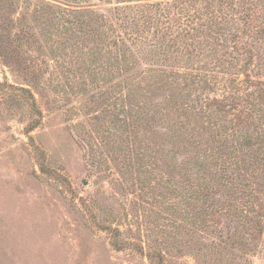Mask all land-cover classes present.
Masks as SVG:
<instances>
[{
  "label": "rangeland",
  "instance_id": "obj_1",
  "mask_svg": "<svg viewBox=\"0 0 264 264\" xmlns=\"http://www.w3.org/2000/svg\"><path fill=\"white\" fill-rule=\"evenodd\" d=\"M37 2L52 8L32 17ZM62 3L76 5L0 0V264H232L224 235L194 227L162 129L147 153L139 130L132 144L114 125L107 72L101 82L73 35H58Z\"/></svg>",
  "mask_w": 264,
  "mask_h": 264
},
{
  "label": "trees",
  "instance_id": "obj_2",
  "mask_svg": "<svg viewBox=\"0 0 264 264\" xmlns=\"http://www.w3.org/2000/svg\"><path fill=\"white\" fill-rule=\"evenodd\" d=\"M65 1L76 5L52 10L64 21L58 35H73L78 61L90 57L101 82L107 72L114 125L132 144L139 130L147 153L161 128L194 227L224 235L232 264L264 256V0Z\"/></svg>",
  "mask_w": 264,
  "mask_h": 264
}]
</instances>
